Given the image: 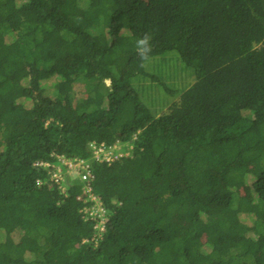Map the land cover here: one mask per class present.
Here are the masks:
<instances>
[{
    "label": "trees",
    "instance_id": "1",
    "mask_svg": "<svg viewBox=\"0 0 264 264\" xmlns=\"http://www.w3.org/2000/svg\"><path fill=\"white\" fill-rule=\"evenodd\" d=\"M0 264H264V0H0Z\"/></svg>",
    "mask_w": 264,
    "mask_h": 264
},
{
    "label": "rangeland",
    "instance_id": "2",
    "mask_svg": "<svg viewBox=\"0 0 264 264\" xmlns=\"http://www.w3.org/2000/svg\"><path fill=\"white\" fill-rule=\"evenodd\" d=\"M186 63L181 59L176 49L168 50L164 53L151 56L150 60L144 62V69L148 78H144L139 82V93L143 102L153 111V114L159 115L167 112L170 104L178 100L179 95L194 82L195 76L189 73ZM138 77L134 79L137 81ZM144 85H148V89H142ZM84 88H77L83 91ZM121 145L117 143L113 148L108 149V154L113 151L119 152ZM111 158V157H110ZM256 163V161H255ZM68 166L71 173L78 171L77 163L72 160L64 162ZM57 178H60V166H55ZM101 227V231L104 230Z\"/></svg>",
    "mask_w": 264,
    "mask_h": 264
},
{
    "label": "clouds",
    "instance_id": "3",
    "mask_svg": "<svg viewBox=\"0 0 264 264\" xmlns=\"http://www.w3.org/2000/svg\"><path fill=\"white\" fill-rule=\"evenodd\" d=\"M152 39H153L152 34L150 32H146L141 37L137 38L136 41H135L137 55H138V57L140 58V60L142 62L143 61H148L151 58L150 54L152 53V50H153ZM140 66L143 67L144 64L141 63ZM101 145H103V151H101L99 153H95L96 157H98L100 154L102 155V159H105V160H110V159H113V158L116 157V154L114 153L115 151H113L110 154H108L107 150L110 149V148L109 147H105V145L103 143ZM89 174H91L90 171L88 173H86L84 175V177H87ZM103 222L107 223V218L104 217Z\"/></svg>",
    "mask_w": 264,
    "mask_h": 264
},
{
    "label": "built area",
    "instance_id": "4",
    "mask_svg": "<svg viewBox=\"0 0 264 264\" xmlns=\"http://www.w3.org/2000/svg\"><path fill=\"white\" fill-rule=\"evenodd\" d=\"M103 151V145H100L96 150H95V153H99ZM56 174V173H55ZM57 176V175H56ZM59 179V178H58Z\"/></svg>",
    "mask_w": 264,
    "mask_h": 264
}]
</instances>
